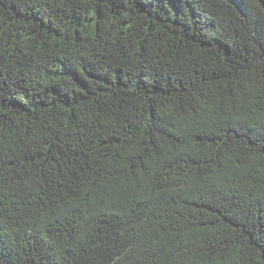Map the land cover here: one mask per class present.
Segmentation results:
<instances>
[{
  "label": "trees",
  "instance_id": "16d2710c",
  "mask_svg": "<svg viewBox=\"0 0 264 264\" xmlns=\"http://www.w3.org/2000/svg\"><path fill=\"white\" fill-rule=\"evenodd\" d=\"M0 264H264V0H0Z\"/></svg>",
  "mask_w": 264,
  "mask_h": 264
}]
</instances>
